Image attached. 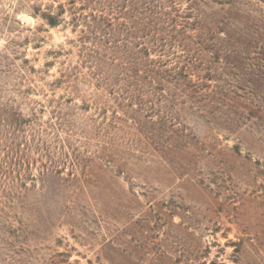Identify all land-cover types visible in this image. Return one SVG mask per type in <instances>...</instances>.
Wrapping results in <instances>:
<instances>
[{
	"label": "rangeland",
	"instance_id": "obj_1",
	"mask_svg": "<svg viewBox=\"0 0 264 264\" xmlns=\"http://www.w3.org/2000/svg\"><path fill=\"white\" fill-rule=\"evenodd\" d=\"M0 264H264V0H0Z\"/></svg>",
	"mask_w": 264,
	"mask_h": 264
},
{
	"label": "trees",
	"instance_id": "obj_2",
	"mask_svg": "<svg viewBox=\"0 0 264 264\" xmlns=\"http://www.w3.org/2000/svg\"><path fill=\"white\" fill-rule=\"evenodd\" d=\"M45 18V20L47 21V23L50 25V26H55L57 25V19L54 15L52 14H47L45 16H43Z\"/></svg>",
	"mask_w": 264,
	"mask_h": 264
}]
</instances>
